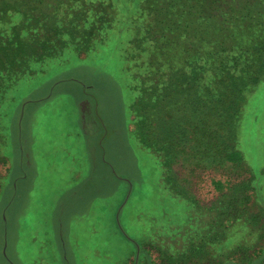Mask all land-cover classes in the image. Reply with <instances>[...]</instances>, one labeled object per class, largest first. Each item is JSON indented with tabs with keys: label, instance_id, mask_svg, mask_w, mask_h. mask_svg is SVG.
Returning a JSON list of instances; mask_svg holds the SVG:
<instances>
[{
	"label": "rangeland",
	"instance_id": "374dc122",
	"mask_svg": "<svg viewBox=\"0 0 264 264\" xmlns=\"http://www.w3.org/2000/svg\"><path fill=\"white\" fill-rule=\"evenodd\" d=\"M113 43L35 65L0 103V264H243L237 248L260 250L251 264H264V81L234 138L222 133L242 160L237 174L230 162L192 167L185 155L170 166L159 148L174 138L137 136L139 82ZM212 178L250 185V227L218 229ZM255 217L261 227L249 224Z\"/></svg>",
	"mask_w": 264,
	"mask_h": 264
},
{
	"label": "trees",
	"instance_id": "16d2710c",
	"mask_svg": "<svg viewBox=\"0 0 264 264\" xmlns=\"http://www.w3.org/2000/svg\"><path fill=\"white\" fill-rule=\"evenodd\" d=\"M234 2L239 7L228 0H0V103L8 89L34 73L35 65L62 54L81 55L113 36L126 70L133 69L139 82L134 100L141 112L139 139L146 143L151 135L163 136L160 144L174 138L175 143L159 148L170 166L188 156L192 167L230 162L228 172L237 174L242 160L238 151L228 150L226 140L222 144V133L234 138L243 104L264 81V0ZM220 5L226 6L221 15ZM10 113L7 108L3 120ZM181 115L172 127L169 120ZM151 145L157 150V143ZM214 179L212 186L221 192L218 229L227 223L228 229L250 227V185L230 187ZM172 190L177 197L184 192ZM260 220L248 223L261 227ZM237 250L243 251V264L260 252Z\"/></svg>",
	"mask_w": 264,
	"mask_h": 264
},
{
	"label": "crops",
	"instance_id": "0c3cea01",
	"mask_svg": "<svg viewBox=\"0 0 264 264\" xmlns=\"http://www.w3.org/2000/svg\"><path fill=\"white\" fill-rule=\"evenodd\" d=\"M82 109H83L84 112H86V109H87L86 103L83 104V108ZM58 218H60L59 215H58ZM57 227L60 229L61 245L65 247V244H64L63 239H62V231H61L62 230V223H61V221H59V219H58ZM64 261L66 262V260H64Z\"/></svg>",
	"mask_w": 264,
	"mask_h": 264
}]
</instances>
